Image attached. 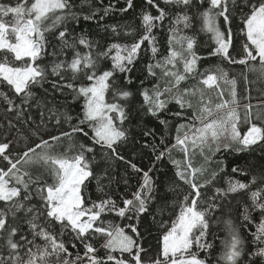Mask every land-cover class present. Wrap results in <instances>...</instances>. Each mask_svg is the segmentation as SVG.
<instances>
[{"label":"snow or ice","instance_id":"6c2138e0","mask_svg":"<svg viewBox=\"0 0 264 264\" xmlns=\"http://www.w3.org/2000/svg\"><path fill=\"white\" fill-rule=\"evenodd\" d=\"M145 3L137 28L100 23L133 9L134 0L120 8L111 0L95 8L91 0H0V84L13 93L0 91V101L12 114L7 128L17 131L12 139L0 136V264H264V0ZM81 19L96 21L106 35L77 33ZM166 20L161 54L157 31ZM197 24L210 35L207 57L221 61L214 72L199 71L207 57L197 52ZM142 52L151 53L147 76L133 91L131 74ZM197 76L196 86L180 87ZM57 95L70 96L79 113L71 115ZM172 103L178 111L169 109ZM33 104L40 123L30 129L37 139L30 144L17 123L28 125ZM162 114L185 122L175 126L171 144L164 136L157 144L156 130H143L150 139L141 149L153 157L145 169L121 149L135 115L151 116L167 130L171 121ZM20 140L24 149L12 151ZM173 150L183 158H172ZM221 151L254 153L260 162L237 164L228 175L220 160L209 171ZM165 157L174 171L158 184L156 165ZM117 162L126 169L119 199ZM129 168L138 176L134 186ZM145 215L157 228L155 247L150 228H141Z\"/></svg>","mask_w":264,"mask_h":264},{"label":"trees","instance_id":"16d2710c","mask_svg":"<svg viewBox=\"0 0 264 264\" xmlns=\"http://www.w3.org/2000/svg\"><path fill=\"white\" fill-rule=\"evenodd\" d=\"M77 4L80 3V0H75ZM93 7H102V5L99 4V0H91ZM110 2V0H104V5H107ZM112 3H116L117 8L120 7H125V0H111ZM163 6V5H161ZM146 7L145 0H134V8L129 9L128 12L126 13H120V12H115L109 14V16H106L103 21H101V24H113V23H120V24H132L136 26L137 28L139 27V13L142 8ZM78 11L80 9H77ZM84 12L90 11L88 7H85L83 9ZM153 14H155V10L152 9ZM102 14V13H101ZM167 24L168 21L166 20L164 22V27L161 28L160 30L157 31V37L159 40V45H160V51L161 54L166 53V29H167ZM239 26V20L236 19L232 23V28L233 31L236 32ZM76 32L79 33L82 30H87V32L92 35L96 36L97 33L100 35H106L105 33H102L100 29L97 27L96 21H84L81 19L80 24L76 26L75 28ZM196 39H197V52L204 57H207V53L209 51V45L211 44L210 40V35L205 34L203 32H199V26L198 24L196 25ZM189 34H193L192 30H189ZM236 48L239 50L240 46V39L239 36H237L235 40ZM151 58V53L150 52H142L140 55V59L135 65V68L132 72V77L134 79V83L130 85L129 87L135 91L136 88L139 86V80L145 79L147 76V72L145 70V64L150 62ZM221 63V61L216 58V57H207L205 59H202L198 62V67L200 72H204L205 69H211V71H215V68L213 67L214 65ZM223 67L228 68V69H234L236 72H239L241 70L240 66H233V65H228L226 62L223 63ZM157 74L160 75V70L157 69ZM199 76L196 77V79L189 78L188 81L183 82L181 84V88L185 87H193L197 85V81L199 80ZM155 81L151 78L147 79L145 81L146 86L150 87ZM121 83H123V78L121 77ZM44 88H49L48 84L44 85ZM0 91H5L8 92L9 96H12L13 93L9 91L8 87L5 85L0 84ZM34 92L37 93L39 97H44V89L40 87H36L33 89ZM257 93L253 92V95H256ZM213 96V99L215 100V94L211 93ZM51 99V96L48 97ZM58 102H63L65 104L66 109L70 112L71 115L75 116L77 113L80 111V106L79 104H74L71 103V97L70 96H60L57 95L56 97ZM137 99H141L137 97ZM197 101L194 98L193 103L195 104ZM6 105L0 101V125H4V127L0 128V136L3 134L7 133L8 138L12 139L13 137L17 136V131L16 129H11L9 130L7 128V119L12 118V114H6L4 109ZM169 109L172 111H178L179 108L175 103L169 104ZM64 110V109H61ZM28 113L32 116V120L29 121L28 125L20 124L17 123L16 121H13L14 123H17V127L20 129V131L29 138V143H35L37 142L36 137H33L31 135L30 129L35 128L39 123H40V117H39V111L36 108L35 104L28 109ZM190 114V113H188ZM165 118L169 119L171 121V127L167 130L161 126L158 121L151 117V116H144L140 117L139 115H135L132 118V124L130 125L131 130H132V136L130 138V141L127 145H125L121 151L123 155L132 160L134 163H137L139 166L144 167L145 169L150 165L153 157L151 156L149 150L147 149H141V144L145 141V139H150L146 138L143 136V130L145 128H151L155 129L157 136H156V143L159 144V139L161 136L165 137L166 143L171 144L174 143V136H175V126L178 125L179 123H184L185 120L183 117H171L167 116V114H162ZM7 117V118H6ZM73 123H75V120H73ZM63 128L66 130L67 125H64ZM47 132H52L53 134H56L52 127L49 126ZM47 132H44L42 130V134L47 138ZM81 139H85L81 137ZM87 142V141H86ZM24 149V141L20 140L19 146L17 147L16 144H13L12 146V151H22ZM172 158L174 159H182L183 158V153L180 152L179 150H173L172 152ZM223 160L227 164V174L228 175H234L231 173L232 167L235 165H245L246 163H251L252 165H258L260 160L259 157H257L254 153L253 154H247V153H241L239 155L234 154V153H229V152H224L221 151L219 153H216L215 156L212 157L211 162L209 163V171L216 170L219 165L217 162ZM195 163L199 165L200 163H203L202 157L197 154L195 156ZM157 168L159 169L158 172L155 173V176L157 178V183H161L162 181H165L168 177L172 176V173L174 171L173 165L169 162L168 157H165L164 160L160 161L157 163ZM125 166L123 165L122 162H117L116 163V170H115V175L117 177V183L113 185V190L115 192V197L119 199V196L121 193H125V186L121 181V177L124 176L125 173ZM221 176H224V173H221ZM129 180V185L134 186L136 185L138 181V176L133 174L131 172V169H127V177ZM240 179H244V177H237ZM118 189V191H117ZM89 191L93 193V196L95 197V182L89 185ZM165 219L167 218V215L164 217ZM143 223L141 224V228H150L152 231L153 235L149 237V240L153 247H155L156 244V232L157 228L154 224H152L151 217L145 215V217L142 218ZM250 239V237H249ZM69 240V237H65V241L67 242ZM69 250L72 251L73 253L75 252L74 249L71 248L69 244ZM80 251L82 252L83 249L81 248ZM259 264V262H257Z\"/></svg>","mask_w":264,"mask_h":264}]
</instances>
